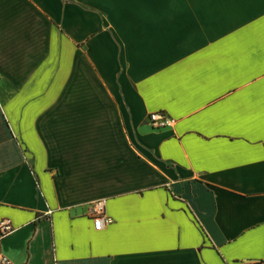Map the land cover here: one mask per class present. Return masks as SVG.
Segmentation results:
<instances>
[{
  "label": "crops",
  "instance_id": "1",
  "mask_svg": "<svg viewBox=\"0 0 264 264\" xmlns=\"http://www.w3.org/2000/svg\"><path fill=\"white\" fill-rule=\"evenodd\" d=\"M3 219L12 264H264V0H0Z\"/></svg>",
  "mask_w": 264,
  "mask_h": 264
},
{
  "label": "built area",
  "instance_id": "2",
  "mask_svg": "<svg viewBox=\"0 0 264 264\" xmlns=\"http://www.w3.org/2000/svg\"><path fill=\"white\" fill-rule=\"evenodd\" d=\"M147 123L155 129L169 128L175 123V119L161 112H151L147 115ZM93 226L96 230L102 228L105 222L110 221L104 212V200L100 199L94 202L92 205ZM99 222V223H98ZM14 226L8 219H3L0 221V241L2 238L6 237L14 231ZM0 264H12L11 260L5 256L0 258Z\"/></svg>",
  "mask_w": 264,
  "mask_h": 264
},
{
  "label": "snow or ice",
  "instance_id": "3",
  "mask_svg": "<svg viewBox=\"0 0 264 264\" xmlns=\"http://www.w3.org/2000/svg\"><path fill=\"white\" fill-rule=\"evenodd\" d=\"M99 223V222H98Z\"/></svg>",
  "mask_w": 264,
  "mask_h": 264
}]
</instances>
